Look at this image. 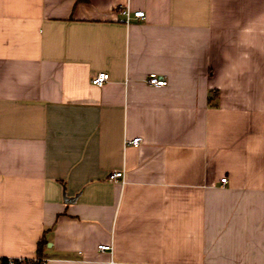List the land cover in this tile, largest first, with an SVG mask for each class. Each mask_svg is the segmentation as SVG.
<instances>
[{
	"label": "crops",
	"instance_id": "obj_1",
	"mask_svg": "<svg viewBox=\"0 0 264 264\" xmlns=\"http://www.w3.org/2000/svg\"><path fill=\"white\" fill-rule=\"evenodd\" d=\"M43 237V264H264V0H0V259Z\"/></svg>",
	"mask_w": 264,
	"mask_h": 264
},
{
	"label": "built area",
	"instance_id": "obj_2",
	"mask_svg": "<svg viewBox=\"0 0 264 264\" xmlns=\"http://www.w3.org/2000/svg\"><path fill=\"white\" fill-rule=\"evenodd\" d=\"M121 14L124 17V21L127 23L130 22V20L132 19L133 16L139 17L142 19L145 18V11L144 10L132 11L129 6H124L121 9ZM109 78H110V74L108 72L99 71L92 76V83L99 85V86H102L109 80ZM148 82L150 84H154V85H158V86H164V85L168 84L167 78L161 77L155 72L149 74ZM141 141H142V138L140 136H137V137L133 138L132 140H130V143L134 144V145H138ZM122 176H123V171H116V172H112L110 174V179H112V180L113 179H119ZM221 180L225 182L227 180V178L223 177ZM98 248L100 250H111L112 245L111 244H99ZM11 259H13V258H11ZM17 259H19L20 262H22L24 260V258H17ZM0 262H1V259H0ZM113 263H115V262L112 261V264Z\"/></svg>",
	"mask_w": 264,
	"mask_h": 264
},
{
	"label": "trees",
	"instance_id": "obj_3",
	"mask_svg": "<svg viewBox=\"0 0 264 264\" xmlns=\"http://www.w3.org/2000/svg\"><path fill=\"white\" fill-rule=\"evenodd\" d=\"M83 1V0H82ZM87 1V0H84ZM47 239L43 237L38 242V249H37V258L35 259H28L24 258L22 262L19 261L17 258H2L1 264H43V247L46 245Z\"/></svg>",
	"mask_w": 264,
	"mask_h": 264
},
{
	"label": "water",
	"instance_id": "obj_4",
	"mask_svg": "<svg viewBox=\"0 0 264 264\" xmlns=\"http://www.w3.org/2000/svg\"><path fill=\"white\" fill-rule=\"evenodd\" d=\"M76 198H77V197H74V198H72V197H65V200H66L67 202H73V201L76 200Z\"/></svg>",
	"mask_w": 264,
	"mask_h": 264
}]
</instances>
